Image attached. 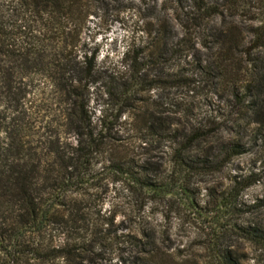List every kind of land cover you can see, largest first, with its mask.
<instances>
[{
	"label": "trees",
	"instance_id": "1",
	"mask_svg": "<svg viewBox=\"0 0 264 264\" xmlns=\"http://www.w3.org/2000/svg\"><path fill=\"white\" fill-rule=\"evenodd\" d=\"M111 1L0 0V264H110L117 241L129 264H178L160 254L167 198L245 154L260 164L231 189L263 178L264 0H146V41L124 54L125 70L99 65L85 37ZM187 67L206 84L200 120L170 97L144 98L189 89ZM93 94L111 104L99 116ZM99 164L132 196L121 212L90 193ZM238 196L227 203L237 220L264 211V197ZM237 220L205 246L210 262L240 264L237 239L264 252L261 219Z\"/></svg>",
	"mask_w": 264,
	"mask_h": 264
},
{
	"label": "rangeland",
	"instance_id": "2",
	"mask_svg": "<svg viewBox=\"0 0 264 264\" xmlns=\"http://www.w3.org/2000/svg\"><path fill=\"white\" fill-rule=\"evenodd\" d=\"M146 0H113L111 1L112 11L106 17L94 19L89 24L88 38L99 50L98 63L101 66L118 67L122 70L127 64L122 62L124 54L132 55L131 50L143 45L146 41L144 23L149 20V9L145 4ZM88 40V41H89ZM128 63V62H126ZM184 75L193 80L192 85L187 87L172 86L164 91L154 88L144 95L151 100L159 99L161 96L170 97L176 103H182L189 109L197 120L202 119L207 111L204 102L206 93L205 80L195 73L194 69L187 67ZM192 76V77H191ZM149 81H154L153 73ZM49 92V91H48ZM90 106L96 116L100 115L101 109L110 107L107 96L98 100L96 94L92 95ZM108 114L115 112L108 110ZM126 118L124 116L122 120ZM162 154L163 161L168 163L170 155ZM254 154H245L233 158L221 171L211 175H195L189 179V189L192 194L182 195L180 191L170 199V211L164 210L156 216L158 230L161 234L160 254L164 257L167 251L176 256L178 264H217V261L210 262V251L205 247L207 243L219 234L220 228L228 223L237 220V214L227 205L239 194L238 200L246 204L252 203L255 198L264 197V175L260 183H256L245 191L240 192L231 189V182L234 176L248 174L254 167H258ZM98 183V188L90 191L98 205L103 211L116 209L123 211L132 196L123 181H117L110 169H104L99 164L92 172ZM117 220L121 215H117ZM253 222L261 221L264 224V211L253 215L239 218L237 221ZM234 249L239 258L240 264H264V252L258 246L241 239L234 242ZM112 261L110 264H129L131 259L122 245L117 241L112 248ZM109 264V263H108Z\"/></svg>",
	"mask_w": 264,
	"mask_h": 264
}]
</instances>
